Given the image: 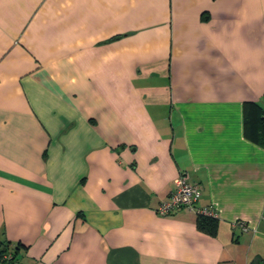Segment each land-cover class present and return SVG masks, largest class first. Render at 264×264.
<instances>
[{
  "label": "crops",
  "instance_id": "obj_1",
  "mask_svg": "<svg viewBox=\"0 0 264 264\" xmlns=\"http://www.w3.org/2000/svg\"><path fill=\"white\" fill-rule=\"evenodd\" d=\"M263 113L264 0H0V252L264 264Z\"/></svg>",
  "mask_w": 264,
  "mask_h": 264
},
{
  "label": "built area",
  "instance_id": "obj_2",
  "mask_svg": "<svg viewBox=\"0 0 264 264\" xmlns=\"http://www.w3.org/2000/svg\"><path fill=\"white\" fill-rule=\"evenodd\" d=\"M202 190L199 185L192 183L185 174H180L175 178L173 190L170 194L159 202L155 212L160 216H168L174 212L187 209L193 211L197 216L215 217L214 211L210 208H199L196 206ZM245 230L242 222H238ZM13 256L10 252L0 254V264H10Z\"/></svg>",
  "mask_w": 264,
  "mask_h": 264
},
{
  "label": "trees",
  "instance_id": "obj_3",
  "mask_svg": "<svg viewBox=\"0 0 264 264\" xmlns=\"http://www.w3.org/2000/svg\"><path fill=\"white\" fill-rule=\"evenodd\" d=\"M261 125L264 128V113L262 114V117H261ZM197 217H198L197 222H196L197 227L200 230L208 232L209 234L213 235L216 231L217 221L212 217H204V216H197ZM3 252H7V251H2V252H0V254ZM13 260H14V258H13Z\"/></svg>",
  "mask_w": 264,
  "mask_h": 264
}]
</instances>
